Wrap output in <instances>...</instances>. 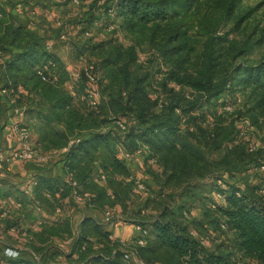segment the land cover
Masks as SVG:
<instances>
[{"label":"trees","instance_id":"obj_1","mask_svg":"<svg viewBox=\"0 0 264 264\" xmlns=\"http://www.w3.org/2000/svg\"><path fill=\"white\" fill-rule=\"evenodd\" d=\"M205 1L114 0L112 7L105 10L106 15L122 21L132 35L141 37L149 33L146 37L168 71L164 73L163 67L157 70L150 67L149 71L138 67L135 47L126 49L112 41L85 43L79 56L95 60L93 64L102 82L101 100L106 101L104 115L103 102L97 110H92L82 101L84 86L88 85L84 77L80 85L69 88L70 74L60 63L59 55L54 54L55 46L49 48L48 37L30 30V23L33 22V27L37 23L20 19L14 12L18 4L13 0H0V51L6 66L0 70V87L8 89L11 96L10 99L0 96V117L13 106L11 99L17 98V104L25 108L28 116L33 143L42 154L65 149L70 140L81 139L62 162L67 174H72L83 191L95 196L92 206L87 207L89 210L105 212L122 206L131 194L144 195L136 190L137 178L129 165L119 159V148L131 154L142 151L144 164L157 168L151 181L163 203L161 212L150 220L142 221L139 215L133 220L134 225L148 230L143 239L145 246L136 249L137 258L146 264H234L231 253L212 252L201 243L211 232L209 227L219 225H225L234 235L243 258L264 264V195L261 194L264 174L256 172L264 165V151L251 153V146L238 141L239 130L231 124L204 128L208 106L228 92L248 93L253 104L248 113L254 114V119L264 113V57L252 63L245 57L251 41L238 47L227 35L217 36L221 23L205 18ZM223 1V12L233 15L239 0ZM94 17L90 14L74 25L87 30ZM242 20L233 31L241 26ZM62 28L55 31L60 34H55L60 40ZM199 49V61L193 64V56ZM45 67L57 77V83H44L37 76V70ZM159 75L174 86V95L167 101L157 100L148 92L149 84ZM19 89L24 94L16 97ZM186 89L189 95L184 93ZM0 136H3L1 125ZM100 152L110 155L102 164L107 184L127 183L120 187L125 199L111 185L108 187L112 191L107 185L93 181V165ZM214 154L217 158L212 160ZM250 169L256 177L254 184L244 183L242 187L241 182L226 183L225 188L215 185L212 191L222 195L225 203L218 204L215 210L209 207L205 213L207 224L204 219L188 223L184 206L175 213L166 203L165 196L191 189L195 183L220 180L226 175L234 179ZM142 181L147 192L150 184ZM63 184L39 179L35 190L37 200L50 204L44 194L54 195ZM65 225L66 230L49 228L46 233L60 236L66 232L71 236L69 225ZM78 231L70 257H78L75 264H131L124 260L122 245L112 242L110 233L93 218L85 217ZM5 249L0 244V264H32L5 257ZM42 250L38 249L39 254Z\"/></svg>","mask_w":264,"mask_h":264},{"label":"rangeland","instance_id":"obj_2","mask_svg":"<svg viewBox=\"0 0 264 264\" xmlns=\"http://www.w3.org/2000/svg\"><path fill=\"white\" fill-rule=\"evenodd\" d=\"M223 0H206L203 4V15L206 19L216 20L221 23V28L218 30L217 36L224 37L228 36L232 39V44L241 47L245 45L247 41H251V47L246 50L245 57L249 59L252 63L260 61L264 57V0H239L236 4L235 11L233 15L228 16L223 12L222 3ZM21 3L29 5V15L34 12V6H31L30 0H22ZM67 2H72V0H67ZM114 0H82L79 5H68V9L64 10L60 14L53 10H48L49 6L40 8V24L38 29H42L43 32L46 31V37L50 44L55 46L54 50L58 51L60 57V63L63 67H70L74 70L76 67H86L95 62L87 56H79V51L83 48V45L88 42L101 43L106 41H112L124 48H136L137 53V66L142 67L144 71H149L150 67H163L164 73L168 71V66L165 64L163 59L160 58L159 53L154 49L146 36L149 37V33L145 32L144 35L137 37L132 35L123 26L122 21L117 20L113 16L106 15V9L112 7ZM224 2V1H223ZM51 8V6H50ZM94 15V20L87 30H83L80 25H74L79 20L87 18L89 15ZM38 16V15H37ZM34 16V17H37ZM33 18V16H31ZM50 19L49 22L47 19ZM242 20L241 26L236 30V23ZM96 21V22H95ZM99 21H101L99 23ZM95 22V23H94ZM60 23V24H59ZM47 24V25H46ZM59 24L63 27L60 30L61 36H65V39H59L57 32L61 27H52L50 25ZM197 29L192 32L195 35ZM57 36H56V35ZM201 40V38H199ZM54 41V42H53ZM142 43L140 46L139 44ZM55 44V45H54ZM201 49L193 56V64L198 63V57ZM155 63V65H152ZM154 70V71H155ZM174 86L171 83H167L165 76L159 75L154 79L153 82L149 84L148 92L155 99L160 101H167L171 96L174 95ZM185 94L189 95V90L186 89ZM227 94V95H226ZM219 99L214 100L209 106L206 114V124L204 128L209 129L215 124L223 125H233L239 130L238 141L243 145H256L257 149L251 153H257L259 151H264V113L258 119H254V114H249V110L252 109L253 104L250 103L248 99V93L236 92V93H226ZM82 101L85 103L84 95L82 96ZM103 114L107 113V109L104 108L106 101L103 100ZM225 102H228L233 107V112L228 113L224 111ZM87 105V102L85 103ZM29 124V123H28ZM36 139V138H35ZM0 136V151H5L7 146ZM203 148V147H202ZM206 155L209 152L203 150ZM107 152H100L97 156L96 164L93 165V171L95 175L99 173H105V169L102 164L106 163L109 158ZM217 158V154L211 156L214 160ZM63 156L52 157L49 167V172H52L55 167H64ZM130 167V171L135 175L134 178H139L140 180H146L150 186H148L147 192L144 195H133L123 203L122 206L115 207L116 217L121 222L126 219L128 223L132 222L139 215L140 220H150V218L155 217L161 212L162 200L159 195L160 192L157 190L155 184H153L152 174L157 172L156 167H149L144 164V160L140 157H136L132 161L127 163ZM143 165V166H142ZM155 165V164H154ZM135 166V167H134ZM133 167V168H132ZM257 173H260L256 171ZM59 173V168L57 174ZM263 175V173H260ZM251 169L244 174H238L233 179L230 175L221 176L220 180H203L199 183H195L191 189L179 190L171 195L165 196L167 204L171 207L175 213L179 212L181 207L184 209V217L188 223L194 220L204 219L207 224L209 219L206 218L205 213L209 211V205L214 202L215 194H219L216 191H212L215 185L226 187V183L234 184L236 182H241L239 185L244 187V183L254 184L256 183V177H253ZM134 176V175H133ZM110 179V178H109ZM152 180V181H151ZM110 181V180H109ZM108 182L107 187L111 185L114 187V191L118 192L122 198H126L124 194L120 193V187L124 188L127 183H111ZM243 183V184H242ZM125 184V185H124ZM11 187V186H10ZM152 187V188H151ZM12 188V187H11ZM108 189L112 191L109 187ZM116 189V190H115ZM222 196V195H221ZM171 197V198H170ZM223 197V196H222ZM224 198V197H223ZM164 199V198H163ZM164 202V201H163ZM89 211V210H88ZM86 211V213L88 212ZM72 212L76 215H83L84 211L76 206L72 205ZM103 213V211H101ZM97 214V213H96ZM26 215V214H25ZM104 215V214H103ZM124 218V219H123ZM96 219L102 225H105L103 218L96 215ZM72 222H66L67 225L72 229L79 223V217L77 219H72ZM137 220V219H136ZM18 223L15 220L6 221V226H2L0 222V241L9 243H14L11 238L7 235L9 228L16 227ZM5 227V228H4ZM221 225L219 227H209L210 233H208V248L212 252H228L232 255V261L234 264H254L252 261L243 258L237 250L235 237L228 230H222ZM26 228V227H24ZM67 226H63L62 230H66ZM76 236V235H75ZM73 235V237H75ZM72 239L69 234L62 232L60 236H55V239L43 248L42 252L46 250V255L41 256V264H75L74 261L78 260V257L70 258L72 255L73 246L69 244ZM15 245V243H14ZM16 246L20 248L21 255L24 257L26 254V249L29 248L28 245L22 243ZM41 255V254H40ZM40 257V256H39Z\"/></svg>","mask_w":264,"mask_h":264},{"label":"built area","instance_id":"obj_3","mask_svg":"<svg viewBox=\"0 0 264 264\" xmlns=\"http://www.w3.org/2000/svg\"><path fill=\"white\" fill-rule=\"evenodd\" d=\"M73 5H79L80 0H72ZM51 48V45L50 47ZM5 62L3 59L2 52L0 51V70L5 69ZM70 74L71 85L73 87L80 85L82 78L84 77L87 80L88 85L84 86V99L87 102V105L92 110H97L101 104V78L100 75L96 72L94 64H90L86 67H76L74 70L67 71ZM37 76L44 83H57V77L51 75V70H47V67L37 70ZM72 90V89H71ZM74 91V90H73ZM72 91V92H73ZM24 94L22 89H19L16 92V97ZM74 95V93H72ZM0 96L2 99H10V91L0 87ZM17 98L13 97L11 102L15 103ZM9 113L7 114L6 121L3 123V136L5 141L8 144L9 150L5 152H0V177L2 174H10L12 172V165L14 163L28 164L36 163L42 166H48L52 157L55 156H66L71 150L78 147L81 143V139H72L70 140L68 146L62 150H54L47 154L40 153L39 149L34 145L31 131L26 122V112L25 109L18 107L16 104H12ZM224 111L228 113L233 112V107L225 102ZM122 129H125L124 125L120 122L117 123ZM186 126V121L183 120L182 127ZM192 131V130H191ZM257 149L256 145L250 147V152H254ZM143 155L142 151H137L133 154L125 151L122 148H119V159L128 163L136 157ZM264 157V154H263ZM154 163V162H152ZM258 172L264 174V165L258 169ZM93 181L100 185H107V177L103 173L93 176ZM63 185H60L56 189L55 194L46 192L44 197L49 201H54L58 199L65 204L73 201L75 204L82 207H91L94 201L95 196L83 191L82 186L73 178L72 174H67L63 180ZM136 190L140 194L146 193V186L142 180L138 179L135 181ZM38 185L36 179L30 178L23 185V194L26 196L32 195L34 188ZM66 190H68L66 192ZM108 196H112L111 192L107 193ZM264 195V190L261 193ZM112 198V197H111ZM214 203L209 205L212 210L216 209L218 204H224L225 200L220 194H215ZM12 205L10 202L0 199V214L5 215L9 206ZM18 208H21L22 205L17 204ZM38 211L41 212V208L38 207ZM116 209H106L104 213V223L117 225L121 221L118 220L115 213ZM135 229L139 236L132 241L117 240L113 235L110 236L112 242H119L122 247L125 249L124 260L131 264H146L145 262L139 260L136 255V249L138 247L145 246L144 237L148 235V230L143 229L140 226L135 225ZM222 230H226V226H221ZM201 243L204 246L208 247V239H201ZM4 256L11 259H16L20 256L19 252L6 248L4 250Z\"/></svg>","mask_w":264,"mask_h":264},{"label":"crops","instance_id":"obj_4","mask_svg":"<svg viewBox=\"0 0 264 264\" xmlns=\"http://www.w3.org/2000/svg\"><path fill=\"white\" fill-rule=\"evenodd\" d=\"M20 1L22 0H13V3L18 4L14 12L17 15H19L20 19H22L24 22L34 21L35 23H37L36 27H33L32 24L33 22L30 23L31 25L30 30L38 32V34L41 37H46V31L43 32L42 29H38L40 24L39 21L40 12H41L40 8L49 6L48 10H53L56 13L60 14L61 12H63L64 10L70 7L68 6L69 5L68 2L66 3L67 0H30L31 6H34L35 8L33 9L34 12L31 13V16H33L32 18L29 15L30 13H28L30 9L29 5L25 3H21ZM47 20L49 22L50 19L48 18ZM59 24L53 26L54 27L60 26ZM61 39H65V36H62ZM54 54H59V53L57 50H55ZM66 70L71 71V68L66 67ZM69 88L73 89L74 87L71 84H69ZM13 102L14 101H12V104H16L18 107H20L16 101L15 103ZM8 113L9 111L7 112V114ZM7 114L2 118L0 117V125L2 126V133H3V123L6 121ZM27 121H28V116L26 114V122ZM1 139L4 141L3 143H5L7 146V149L5 151H8L9 147L7 142L5 141L4 136H2ZM49 167L50 166H42L36 163H28L25 165L20 163H14L12 165V172L10 174H6V173L2 174L0 177V199L8 201L12 204L9 206L5 215L0 214V222L4 224L2 226H6L5 225L6 221L9 222L10 220H15V222L18 223L16 227L11 226V229L9 228V231H7V235L11 238V241H13L15 245L14 243H11L10 245L9 243L0 241V244L3 248H11L19 252L20 257L13 260L25 261V263L41 264L40 258L42 255L45 256L47 251L44 250L43 253H41L40 255L38 249H43L47 247V245L51 243L52 240L55 239V236L47 235L46 230H48L49 228L58 230L59 228H62L65 224H67L66 222H72L73 221L72 219L74 218L77 219V217H79V223L75 227V229L72 231V229L70 228L72 239L69 241V244L73 246L74 239L77 238L79 234L78 231L79 226L81 225L85 217L89 216L93 218L95 221H97L96 215L103 218L104 217L103 214L106 212L105 211L101 213L100 211L89 210L87 209V207L79 206L75 204L73 201L69 202V204H65L58 199L49 202L50 204H46V203L43 204L40 201H38L36 198L35 190L37 189L38 185L34 188L32 195L30 196L24 195L23 185L30 178L34 177L38 184H39V179L47 180L49 183L54 185L63 182V180L67 175V172L65 171L64 167H61L59 165L58 174H57V170H58L57 167H55L52 172H49ZM132 175L135 176L136 174L132 173ZM85 193H89V192H85ZM17 204L22 205V207L18 208ZM72 205L84 211V214L81 216L74 214L72 212ZM38 207L41 208V212L38 211ZM86 211L88 212L86 213ZM103 228L105 231L110 233V235H113L117 240H124L128 242L134 240L139 236V233H137L133 221L128 223L126 219H124L122 222H120L117 225L105 223V225H103ZM73 235L76 236L73 237ZM16 243L17 244L24 243L29 246V248L26 249L27 250L25 254L26 257H24L23 254L21 255L22 252H20V248L16 246Z\"/></svg>","mask_w":264,"mask_h":264}]
</instances>
